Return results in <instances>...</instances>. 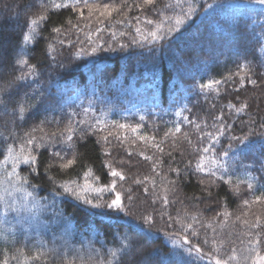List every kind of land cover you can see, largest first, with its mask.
<instances>
[{
  "label": "trees",
  "instance_id": "trees-1",
  "mask_svg": "<svg viewBox=\"0 0 264 264\" xmlns=\"http://www.w3.org/2000/svg\"><path fill=\"white\" fill-rule=\"evenodd\" d=\"M55 2L70 6L49 7L48 18L25 42L30 20L48 0H0V88L27 73L28 65L38 71L0 92L7 105L0 106V264H215L216 259L256 264L264 256V242L255 243L257 232L264 240V227H251L257 217L264 226V202L253 203L264 192L263 5L259 0H87L90 14L85 0L75 10V0ZM105 5L115 9L110 16L101 15ZM178 18L184 23L177 30ZM55 27L62 29L59 34ZM153 32L162 39H154ZM21 59L27 65L19 64ZM245 64L251 71L242 80L239 66ZM213 80L220 83L201 90ZM16 101L27 109L23 119L13 111ZM242 103L248 105L242 113L228 108ZM32 104L37 107H28ZM70 121L79 129L74 149L62 143L26 146L37 165L21 163L8 179L13 170L8 146L19 152L37 125L59 140ZM213 124L225 125L218 143L206 136L216 135ZM245 135L244 143L231 139ZM61 149L66 159L78 154L68 169L52 159ZM225 163L227 173L220 166ZM113 168L123 180L111 175ZM249 179L251 190L244 182ZM113 182L114 191H95ZM64 183L81 199L65 193ZM166 187L172 189L167 205L159 198ZM116 193L124 212L85 203L103 205ZM145 216L152 218L151 226L143 223ZM140 229L151 236L144 239ZM124 236L137 246L114 260L110 253ZM192 246L201 248L202 258L189 255Z\"/></svg>",
  "mask_w": 264,
  "mask_h": 264
},
{
  "label": "snow or ice",
  "instance_id": "snow-or-ice-1",
  "mask_svg": "<svg viewBox=\"0 0 264 264\" xmlns=\"http://www.w3.org/2000/svg\"><path fill=\"white\" fill-rule=\"evenodd\" d=\"M145 4H152L154 3V0H144ZM80 3V0H75V3L71 5V7L75 10L76 6ZM260 3H264V0H260ZM70 5L67 3H56L55 0H48V4H41L40 7L42 9V11L40 12V14L37 16V18L31 19L30 20V34L25 35L24 36V40L25 42L31 41L34 36L32 35L33 33H36V26L41 22L46 20L48 17L46 15L49 7L54 8V9H60V8H67ZM85 7L89 8V12L91 14V6H89L87 4V0H85ZM115 9H109L108 5L104 6V11L101 12V15H108L110 16L112 14V11H114ZM193 11V9L190 7L189 8V12ZM81 15H83V13L81 12ZM69 24H71V21H68ZM149 23H151V21H149ZM184 23V21L182 19H176L175 21V26L176 29L178 30V26L182 25ZM61 28L60 27H55L52 29L53 32L59 34L61 32ZM137 31L139 32V29H137ZM169 32L173 31V28H169L168 30ZM152 36L154 39L156 38H161L162 37H157V33L153 32ZM61 43H63V41H61ZM93 51H95V49H93ZM19 64L21 65H27V61L21 59L20 61H18ZM240 70L242 72L245 73V76H242L241 79H245L247 77V73L251 71L250 68H248V66L242 65L239 66ZM28 72L27 73H23L21 72V74L19 76H16L14 79L8 81L3 88H0V92H6L8 89L14 88L19 86V82L26 80L29 76H36L38 75V71H37V66L36 65H28ZM239 74V73H237ZM249 79V83L255 85L257 82L256 80H252ZM220 83V81H210L208 84H204L201 85V90H203L204 88H208L211 89L213 88L214 85H218ZM25 95H27V93H25ZM42 103V101L40 102ZM0 106H4L5 110H6V101L3 98V96H0ZM28 107H37L36 104H32L29 105ZM248 107V105L246 103H242L239 107H236V105L234 104H229L228 108L230 109H234L235 112L237 114L242 113L245 111V109ZM26 107L23 103H21L20 101H16V107L13 109L14 112L18 111L20 114V118L23 119L24 118V113L26 111ZM143 119V118H142ZM222 117H216V120H221ZM45 123H47V121H41L40 125H44ZM40 125L35 126L30 132L26 133V136L28 137L27 140L25 141L24 145H21L20 147V151L16 152L12 146H8L7 148V152H8V159H11L13 161V170L11 173L8 174V179L11 181V178L16 175V167L23 163L26 165H37V157L35 155L32 154L31 151H29L27 149L26 146H30V145H35L36 147H45L47 149V147L49 146H55L56 143H62L64 145H66L69 149H74L75 147V142L73 140V137L75 135V133L79 130L73 127L71 121L69 122L68 125L65 126V128L63 130L60 131V138L59 140L57 139V135L56 133H48L44 131V128L41 127ZM119 127L124 128L126 127V125H119ZM195 127L197 129L200 128V125H195ZM212 127H214L216 129V135H214L212 132L206 133V136L209 137L210 139L213 140L214 143H218L219 142V136H223L224 135V130H225V125L223 124H213ZM261 127H264V124L261 125ZM132 131H136V129H132ZM181 129L180 127H176L175 128V132H180ZM36 132H40L42 133V135L40 137H36L34 135V133ZM167 135V134H166ZM185 139H187V134H185ZM47 139V143H45V140ZM105 140H107V137H104ZM141 139H144V137H141ZM232 140H238L240 141V143H244L245 141L248 140V136L245 135L243 137H231ZM39 141V143L37 142ZM189 143H191V141H189ZM157 147H159L157 145ZM232 148V145L229 144V149ZM211 148H203L202 151L207 153L209 151H211ZM68 155V153H65L63 151V149H61L60 151H54L52 152L51 156L53 161H59V167L60 169H68L70 167H72L77 160V156L78 154L75 153L73 151V153L71 154V158L70 159H66V156ZM224 156H228L229 153L228 151H224L223 153ZM145 159H150V157H145ZM223 169L224 172L227 173L229 171L228 167L225 164L220 165ZM262 168H264V165H262ZM171 171H176L177 173L179 172V170L176 169H170ZM205 169L202 166V164L198 163L197 164V171H201L203 172ZM111 175L113 177H119L121 180L124 179V176L121 172L117 171L116 169H112L111 170ZM215 172H210L209 176H214ZM148 177H145V180H147ZM221 180L224 179L223 176L220 177ZM254 179V178H251ZM251 179L244 181L245 183H247V187L249 190L253 189L254 184L251 182ZM19 182L21 184H25L28 183L26 178H19ZM203 183V181H201ZM212 183H214V181H211ZM226 183H231V179H229L228 181H225ZM136 183H142V181L137 180ZM169 184H174V182H169ZM61 187L63 188L65 193H68L70 195L75 196L77 199H81V197L79 196V194L77 193L76 189L71 187L68 183H64L61 185ZM115 190V182H113V184L111 185L110 188L106 187L103 189H95V191H114ZM147 190V189H146ZM172 189L170 187H166L164 190V193L162 194L161 198L162 199V203H164L165 205H167L169 203V199H168V195L167 193L170 192ZM234 190L235 191H239V184L234 185ZM29 195H31V193H29ZM129 199H131V197H129ZM258 202H264V192L261 193L260 196H256L255 200L253 201V203H258ZM86 204L91 205L93 208H100V207H106L108 209H112L115 210L117 212H124V205L121 199V195L120 193H116L115 198L112 199L110 202L106 203V204H93V202L91 200H85ZM245 206H250V202L245 200L244 201ZM225 215H228L227 213H225ZM193 220L196 219L195 216L192 217ZM143 223L145 225L151 226L152 224V218L150 216H145L143 217ZM187 227H191V225H188ZM252 228H256L259 229L261 227H264L261 225L260 223V217L256 218V222L253 223L251 225ZM140 233L142 234L144 239H147L148 237L151 236V232L150 231H144L143 229H140ZM193 235H195V233H193ZM256 239H255V243L257 245H259L260 243L264 242V240H262L261 238V233L257 232L256 234ZM184 243L185 244H189V240L187 239V237L184 238ZM205 243H207V241H205ZM136 242L132 239L131 236H124L123 237V242L121 244V246L119 248H117L115 251H111V256L114 260L119 261L122 255H126L128 252L133 251L136 248ZM189 255L195 254L198 258H202L201 257V248L198 246H192L190 248L187 249ZM234 258V257H232ZM4 264H7V261L4 262ZM111 264V262H110ZM215 264H227V261H222L221 259H216ZM258 264H264V256H260L259 257V261Z\"/></svg>",
  "mask_w": 264,
  "mask_h": 264
},
{
  "label": "rangeland",
  "instance_id": "rangeland-1",
  "mask_svg": "<svg viewBox=\"0 0 264 264\" xmlns=\"http://www.w3.org/2000/svg\"><path fill=\"white\" fill-rule=\"evenodd\" d=\"M232 2H237V3H242V2H251V1H253V0H231ZM259 2H260V0H259ZM262 5H263V7H264V3H261ZM259 261V260H258ZM258 261L256 262V264H258Z\"/></svg>",
  "mask_w": 264,
  "mask_h": 264
}]
</instances>
